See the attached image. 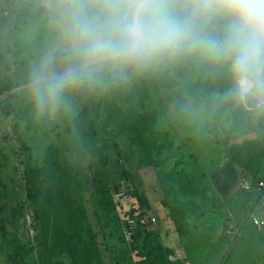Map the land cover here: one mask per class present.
Wrapping results in <instances>:
<instances>
[{"label":"rangeland","instance_id":"rangeland-1","mask_svg":"<svg viewBox=\"0 0 264 264\" xmlns=\"http://www.w3.org/2000/svg\"><path fill=\"white\" fill-rule=\"evenodd\" d=\"M58 43L59 33L44 0H0V90L32 80L34 68L49 53L57 70L53 74L64 73L67 63L65 57L56 55V51H62ZM129 68L102 71L83 82L81 103L69 85L56 110H45L48 121L44 132L29 129L23 113V107L34 99L33 87L19 91L16 98L0 99V178L5 182V186L0 185V264L71 262L66 252L54 251V232L41 220L40 211L45 207L42 188L47 184L46 169L56 158L67 165L79 161L74 142L82 136L71 120H65L66 111L75 117L86 113L104 160L101 166L96 160L99 157L88 155L84 162L92 185L85 192V203L98 231L103 264H136L133 242L125 237L122 226L133 206L153 208L160 206L162 199L180 203L188 198L178 184L169 189L168 197L161 185L160 177L177 159L189 173L199 164L196 155L203 161L213 153L210 150V155L204 154V143L217 147L215 154L221 158L228 156L230 147L235 148L237 143L254 150L257 141L259 149L264 147V140L246 137L244 131L250 124L260 123L257 116L262 117L264 112L238 105L226 95L230 80L219 66L189 56L133 70L132 75ZM26 145L31 148L30 165ZM48 147L51 150L47 154ZM233 152L241 153L239 149ZM95 171L105 173L107 181L93 177ZM113 183L120 184L121 194L114 198L116 206L111 210L98 207L94 201L96 188ZM156 221L144 222L145 229L154 230L161 224ZM163 221L165 239L181 250V256L174 252V261L182 264L187 259L182 241L189 244L192 235L185 239L176 231L175 223ZM247 236L254 234L249 232ZM199 251L200 264H216L210 247L202 245ZM239 254L235 250V256Z\"/></svg>","mask_w":264,"mask_h":264},{"label":"clouds","instance_id":"clouds-1","mask_svg":"<svg viewBox=\"0 0 264 264\" xmlns=\"http://www.w3.org/2000/svg\"><path fill=\"white\" fill-rule=\"evenodd\" d=\"M66 53L61 79L46 55L32 72L39 112L102 71L145 70L196 56L224 69L226 95L264 112V0H44Z\"/></svg>","mask_w":264,"mask_h":264},{"label":"trees","instance_id":"trees-1","mask_svg":"<svg viewBox=\"0 0 264 264\" xmlns=\"http://www.w3.org/2000/svg\"><path fill=\"white\" fill-rule=\"evenodd\" d=\"M56 55L63 58L66 53L63 51H56ZM133 70L134 69L130 67L128 69V74L132 75L131 72ZM17 85L19 84L4 86L0 90V93L10 90ZM83 86H85L83 83L72 85L74 91L77 93L78 103H81L83 100ZM18 95L19 91L13 93L10 97L16 98ZM242 111L245 113V109ZM23 113H26L29 129L38 132L46 131V128H44L48 121L46 112L38 111L34 99H31L23 107ZM240 116L244 118L242 114ZM68 119L76 125L82 136L74 142V148L78 153L79 161L67 165L61 164L56 158L54 163L50 164L46 169L47 176L45 181L47 184L42 188L45 192V207L40 210L41 220L51 229V232L52 230L54 232V239L52 237L54 251H59L61 253L66 252L69 254L71 257V262L69 264H103L98 231L95 230L93 223L88 217L85 203V192L91 190L92 185L89 171L85 167L84 162L88 155H94L95 158L99 157L101 161L99 159L96 160L97 164L101 166H103L104 160L97 150L95 144V131L92 129L89 121H86V113H81L75 117L71 111H66L65 120L68 121ZM250 125L244 130L246 133ZM123 129L124 128H122V130ZM248 142L249 141H247V145ZM250 143L252 144L253 142ZM254 144H256V148L252 150L248 146L247 149L244 148L243 142L237 143L235 148H232L233 146L230 147L231 149L228 154L233 161L251 169L254 176L259 178L261 177L259 175L260 172L264 170V147L261 146V149H259L257 141H254ZM25 147L27 150L26 155L29 160L28 165H30L32 162L31 148L28 145ZM236 149H239L242 154H235L233 151ZM50 150L51 147H48L47 154ZM46 156L48 157V155ZM47 157H45L46 161ZM54 164L58 167L54 166ZM96 172L98 171L93 173V177L102 181H107L105 173L97 174ZM160 178L161 185L164 187L167 197L170 194V192H168L169 189L173 188L175 184H178L181 190L180 192L184 195H199L204 200L207 198L206 187L196 184L194 178L186 171L179 159L175 161L172 169ZM0 185L5 186V182H3L2 178H0ZM96 189L97 195L94 201L98 207L111 210L116 206L114 202L115 194H121L119 183H113L112 186L103 184ZM163 203L169 208L178 232L183 234L185 230H188L187 216L189 214L194 215L199 208L196 200L189 197L185 199L184 202L180 203L171 202V200H164ZM147 212L146 210L140 209V207L133 206L131 212L126 216L135 217L138 221L137 231L131 239L133 242V250L136 251V255L138 256L135 263L181 264L170 258L174 250L163 245L160 233L145 229L143 223L146 222L145 214ZM55 263L64 264L57 260Z\"/></svg>","mask_w":264,"mask_h":264},{"label":"crops","instance_id":"crops-1","mask_svg":"<svg viewBox=\"0 0 264 264\" xmlns=\"http://www.w3.org/2000/svg\"><path fill=\"white\" fill-rule=\"evenodd\" d=\"M257 117L260 123L257 121L248 128L246 137H259L264 140V113L262 117ZM202 148L207 150L204 154L210 155L212 153L210 150H213V153L203 161L200 155H196L199 164L197 163V169H192L189 173L196 184L206 187L207 198L204 200L199 195L189 194L188 198L196 200L199 208L194 215L187 216L188 230L183 234L178 232L175 225L181 237L187 239L192 235L189 244L182 241L181 245L186 250L184 256L191 259L194 264H200L199 247L207 245L215 253L213 263L219 264L225 257L222 264H237L236 261L240 259H246L245 264H264V226L259 228L252 220L254 214L264 219V201L261 200L257 186L258 179L264 177V170L259 174L261 177L257 178L251 169L233 161L229 155L225 158L216 156L217 147L214 148L212 144L204 143ZM162 200L160 206L156 204L158 207L154 205L153 208H145L141 204L139 206L160 221L161 224L154 227V231L160 233L163 245L172 248L181 256L178 244L173 246L165 239L163 219L171 223L175 221ZM146 222L151 224L154 221ZM249 232L254 234V237H248ZM239 248L242 251L246 249V252L238 251ZM235 250L242 254L236 257ZM174 254L170 256L172 260L177 258ZM135 258L138 259V256Z\"/></svg>","mask_w":264,"mask_h":264},{"label":"built area","instance_id":"built-area-1","mask_svg":"<svg viewBox=\"0 0 264 264\" xmlns=\"http://www.w3.org/2000/svg\"><path fill=\"white\" fill-rule=\"evenodd\" d=\"M247 186L249 187L250 184H248ZM257 186L258 189L260 190L261 200L264 201V177L258 179ZM145 220L146 221L149 220L153 222L156 221V217L151 215V213L147 212L145 214ZM252 220L254 224L259 228H262L264 226V219L262 217L254 214L252 216ZM122 226L125 237L130 239L133 238L135 232L137 231L138 221L136 220L135 217L128 216L124 219ZM182 264H194V263L191 259H185Z\"/></svg>","mask_w":264,"mask_h":264},{"label":"water","instance_id":"water-1","mask_svg":"<svg viewBox=\"0 0 264 264\" xmlns=\"http://www.w3.org/2000/svg\"><path fill=\"white\" fill-rule=\"evenodd\" d=\"M63 74L64 73L52 74V79H56V80L57 79H61ZM30 87H33V81L32 80L27 81V82H25L23 84H19V85L13 87L10 90H7V91H4V92L0 93V99L6 98V97L12 95L15 92H18V91H21V90H24V89L30 88Z\"/></svg>","mask_w":264,"mask_h":264}]
</instances>
